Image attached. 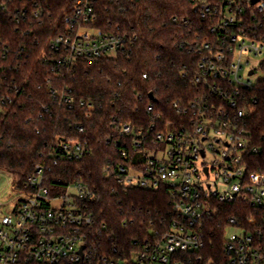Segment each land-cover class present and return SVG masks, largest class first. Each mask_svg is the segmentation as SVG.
<instances>
[{
	"label": "built area",
	"instance_id": "obj_1",
	"mask_svg": "<svg viewBox=\"0 0 264 264\" xmlns=\"http://www.w3.org/2000/svg\"><path fill=\"white\" fill-rule=\"evenodd\" d=\"M190 1L201 25L181 44L197 58L182 71L192 93L172 102L176 120L154 105L148 107L152 120L147 126L113 117V145L129 162L105 169L124 188L165 189L171 219L160 229L151 222L149 235L120 247L107 225L97 224L92 209L97 189L80 178L63 182L53 177L51 163L92 155L87 142L59 140L50 161L38 164L16 190L21 197L11 212L0 214V264H264V166L252 170L250 157L261 147L248 127L260 80L252 78L264 67V0ZM98 2L75 0L62 18L64 31L48 38L53 70L70 73L84 58L131 54L137 36L112 22L107 26L117 31H103ZM0 15L26 35L32 32L25 28L30 21L42 25L51 18L38 0H0ZM10 46L0 38V115L11 109V72L19 71L10 63ZM51 93L60 105L75 106L68 93L55 88ZM80 105L95 107L85 101ZM209 154L215 158L207 160ZM59 200L61 205H54ZM224 210L233 213L217 222ZM229 227L237 232L229 234ZM217 228L223 234L218 257L211 255Z\"/></svg>",
	"mask_w": 264,
	"mask_h": 264
},
{
	"label": "trees",
	"instance_id": "obj_2",
	"mask_svg": "<svg viewBox=\"0 0 264 264\" xmlns=\"http://www.w3.org/2000/svg\"><path fill=\"white\" fill-rule=\"evenodd\" d=\"M38 1L51 18L47 17L42 25L30 21L25 27L32 28L29 35L17 32L11 18L0 15V38L11 43L10 63L19 68L11 72L15 87L11 109L0 115V169L11 174L13 189L20 190L38 164L50 161L49 154L59 140L87 142L91 156L51 163L52 175L63 178V182L80 178L95 187L92 209L97 224H106L114 242L128 248L131 240L150 234L151 222L160 229L162 221L171 219V203L165 189L124 188L105 172L129 162L113 145L116 125L112 118L133 119L138 126H147L152 120L150 105L164 111L169 119L179 118L172 102L192 93L190 80L182 77V71L184 65L190 69L197 59L181 44L200 29V19L190 0H125L119 4L99 0L98 26L103 31H117L115 26L119 24L120 30L137 36L131 54L84 58L70 73L63 69L60 73L61 69L53 70L48 38L64 31L62 18L75 0ZM174 18H187L189 22H175ZM109 22L115 26L108 27ZM52 88L71 95L75 106L60 105L52 96ZM253 93L257 102L248 116V127L261 152L250 157L252 170L264 166V77ZM81 101L92 102L94 109L81 106ZM232 213L220 211L216 218L221 220L216 221L224 223ZM219 231L212 238L211 250V255L217 257L223 245Z\"/></svg>",
	"mask_w": 264,
	"mask_h": 264
},
{
	"label": "rangeland",
	"instance_id": "obj_3",
	"mask_svg": "<svg viewBox=\"0 0 264 264\" xmlns=\"http://www.w3.org/2000/svg\"><path fill=\"white\" fill-rule=\"evenodd\" d=\"M263 77L264 74L261 71H258L252 79L253 81H257ZM217 147L221 148L220 145H217ZM214 158L213 154H209L207 160H213ZM20 197L21 193L13 189L11 184V174L0 169V214H9ZM54 205H61V201H55ZM228 232L229 234H232L237 232V230L233 227H229Z\"/></svg>",
	"mask_w": 264,
	"mask_h": 264
},
{
	"label": "water",
	"instance_id": "obj_4",
	"mask_svg": "<svg viewBox=\"0 0 264 264\" xmlns=\"http://www.w3.org/2000/svg\"><path fill=\"white\" fill-rule=\"evenodd\" d=\"M256 1H257V0H254V2H256ZM251 74H252V73H251ZM151 97H152V98H154V95H153V94H151Z\"/></svg>",
	"mask_w": 264,
	"mask_h": 264
}]
</instances>
